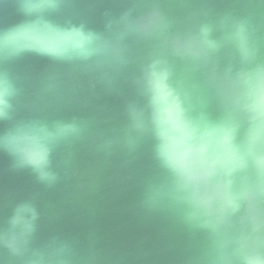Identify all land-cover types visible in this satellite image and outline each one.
Masks as SVG:
<instances>
[{
    "label": "clouds",
    "instance_id": "1",
    "mask_svg": "<svg viewBox=\"0 0 264 264\" xmlns=\"http://www.w3.org/2000/svg\"><path fill=\"white\" fill-rule=\"evenodd\" d=\"M75 7L20 0L21 13L34 18L28 27L56 35L54 43L13 45L19 25L0 33V64L34 52L64 69L41 79L40 103L30 99L27 107L46 112L47 97L75 89L81 76L128 82L123 123L105 148L146 151L141 204L169 221L183 264H264V34L252 16L195 0H130L118 16L105 13L103 30L87 19L50 18ZM23 91L0 67V122L14 120ZM33 124L49 129L38 146L9 135L0 147L14 168L52 189L61 180L54 154L83 141L89 125L76 118ZM40 221L34 198L14 206L0 227V264H93L95 256L79 257L55 237L36 246Z\"/></svg>",
    "mask_w": 264,
    "mask_h": 264
},
{
    "label": "water",
    "instance_id": "2",
    "mask_svg": "<svg viewBox=\"0 0 264 264\" xmlns=\"http://www.w3.org/2000/svg\"><path fill=\"white\" fill-rule=\"evenodd\" d=\"M195 2L208 4L217 12L252 16L264 34L262 0ZM73 3L75 8L50 18L58 23L69 17L87 19L93 27L103 30L105 13L118 16L130 0H73ZM33 19L21 13L20 0H0V33L21 26L11 34L13 45H48L58 39L54 34L30 29ZM0 67H8L24 90L14 120L0 122V140L14 135L22 143L38 146L49 129L33 124L37 118L46 123L71 122L76 118L89 125L83 141L62 145L54 154L61 180L52 189H43L31 170L14 168V156L0 147V227L16 204L34 198L41 211L36 246L55 237L71 245L79 257L95 256L93 264H183V246L169 221L146 213L141 204L144 181L150 170L146 151L129 154L115 145L105 148L123 123V108L132 96L130 84L121 79L109 86L81 76L75 89L48 96L52 107L37 113L27 105L30 99L40 103L41 79L64 69L34 52H23Z\"/></svg>",
    "mask_w": 264,
    "mask_h": 264
}]
</instances>
